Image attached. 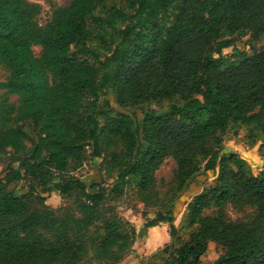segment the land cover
<instances>
[{"label":"trees","instance_id":"obj_1","mask_svg":"<svg viewBox=\"0 0 264 264\" xmlns=\"http://www.w3.org/2000/svg\"><path fill=\"white\" fill-rule=\"evenodd\" d=\"M47 2L39 24V4L0 0V264H120L136 229L114 200L134 185L148 201L168 157L163 209L144 226L166 222L169 241L139 264H200L208 240L226 248L211 264H264V167L221 143L242 125L264 155V0ZM88 146L103 173L90 187L72 172ZM206 172L182 239L174 205ZM51 191L66 202L48 206ZM227 206L252 214L234 221Z\"/></svg>","mask_w":264,"mask_h":264},{"label":"rangeland","instance_id":"obj_2","mask_svg":"<svg viewBox=\"0 0 264 264\" xmlns=\"http://www.w3.org/2000/svg\"><path fill=\"white\" fill-rule=\"evenodd\" d=\"M33 3L40 5V13L37 16L38 23L44 24L49 18L51 13V8L47 0H28ZM70 0H50L52 6H64L69 3ZM247 36L243 37L237 46L249 50V45L246 44ZM264 45V41L259 40L253 43L254 48L258 49ZM33 51L35 55H38L40 47L38 45L33 46ZM223 53H231V48H225ZM8 76V71L0 64V81H5ZM3 90L0 89V100ZM16 95L11 94L8 96L10 102H16ZM112 101V96H109ZM167 105V101L162 102V107ZM115 107V106H114ZM151 107H157L156 104H151ZM116 108V107H115ZM123 110L121 108H118ZM222 153L227 154L230 152L237 153L241 158H243L253 173H257L264 167V155L260 152V142L257 141L255 144H251V136L249 135L248 128L242 125L230 126L222 135ZM85 160L76 167L74 172L78 177H80L88 187L95 181H99L102 172L99 171V161L100 158L91 156V147H86L85 150ZM3 165L0 163V175H3ZM175 167V162L172 158H166L159 168L155 172V189L156 193L151 196L148 201H142L140 194L136 192L134 185L124 186L122 192L116 197L114 203L116 209L124 218L129 220L136 229V236L132 245V250L125 256L120 264H139V260H157L155 253L158 249L162 248L163 245L169 241L168 236V224L166 222H161L158 226L163 227L162 229L155 230V227H145L144 223L153 218L157 211L163 209L161 206L162 196L166 192L170 182L172 181L173 169ZM214 175L211 172H206L203 174H198L193 181L190 183L188 189L179 197L174 205L175 213V225L178 228V234L182 239H186L190 232V228L186 227L184 220V213L186 209V204L190 197L200 191L203 185H208L212 183ZM112 183V178L107 177L105 185L109 187ZM26 183L20 181L16 183V189L20 191H25ZM46 197V203L52 208H57L61 206L66 200L62 199L61 196L56 191H51L49 193L43 194ZM210 211H205L204 214H209ZM226 214L231 220L243 221L248 219L252 211L250 209L239 211L231 206H227ZM166 232L164 240L158 243L149 244L148 242L154 241L153 239L162 238ZM225 247L214 240L207 241V247L205 253L201 257L200 264H211L220 254L225 251ZM156 257V258H155ZM161 262V261H159ZM87 264V263H84Z\"/></svg>","mask_w":264,"mask_h":264},{"label":"crops","instance_id":"obj_3","mask_svg":"<svg viewBox=\"0 0 264 264\" xmlns=\"http://www.w3.org/2000/svg\"><path fill=\"white\" fill-rule=\"evenodd\" d=\"M152 227H155V230H159V229H162L163 227H160V226H158V225H156V226H152ZM149 228H151V227H149ZM164 234L165 235H163V237L162 238H157V239H155L154 241H150V242H148L149 244H153V243H158V242H160L161 240H164L165 239V236H166V232H164Z\"/></svg>","mask_w":264,"mask_h":264},{"label":"bare ground","instance_id":"obj_4","mask_svg":"<svg viewBox=\"0 0 264 264\" xmlns=\"http://www.w3.org/2000/svg\"><path fill=\"white\" fill-rule=\"evenodd\" d=\"M153 240H155V239H153Z\"/></svg>","mask_w":264,"mask_h":264}]
</instances>
